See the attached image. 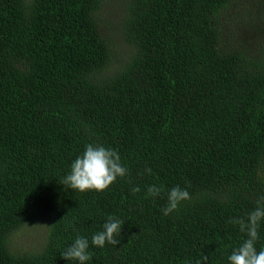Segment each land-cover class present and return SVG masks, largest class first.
<instances>
[{"label": "trees", "instance_id": "16d2710c", "mask_svg": "<svg viewBox=\"0 0 264 264\" xmlns=\"http://www.w3.org/2000/svg\"><path fill=\"white\" fill-rule=\"evenodd\" d=\"M106 1L0 0V264H77L61 253L78 235L87 264H229L246 235L228 221L264 195V68L223 42L231 0H119L132 53L115 65ZM88 143L128 175L102 192L61 184ZM177 185L191 198L165 216ZM109 215L120 243L91 246ZM34 224L42 247L14 251Z\"/></svg>", "mask_w": 264, "mask_h": 264}, {"label": "clouds", "instance_id": "9594fccd", "mask_svg": "<svg viewBox=\"0 0 264 264\" xmlns=\"http://www.w3.org/2000/svg\"><path fill=\"white\" fill-rule=\"evenodd\" d=\"M145 173L151 175L152 169L146 167ZM128 175V169L121 163L119 153L112 148H106L99 143H88L83 152L78 155L70 166L69 173L63 178L61 184L71 190L85 192H102L116 182L117 178ZM133 193L140 191L139 187H133ZM161 187L148 186L147 195L153 198L160 196ZM189 192L179 185L171 188L167 194V205L162 209L165 216L176 211L179 205L189 200ZM255 208L247 213L246 217L230 219L228 223L237 225L239 231L246 235V239L228 256L229 264H264V249L257 251L256 242L259 239V229L264 222V195L255 201ZM124 224L120 219L109 215L102 225V229L91 237V246L103 248L106 244L113 246L120 243L117 237L121 235ZM90 242L87 237L77 236L73 243L62 253L61 257L77 264H87L92 259L89 252ZM208 256H201L195 264H208Z\"/></svg>", "mask_w": 264, "mask_h": 264}, {"label": "rangeland", "instance_id": "374dc122", "mask_svg": "<svg viewBox=\"0 0 264 264\" xmlns=\"http://www.w3.org/2000/svg\"><path fill=\"white\" fill-rule=\"evenodd\" d=\"M118 2L107 0L99 14L100 33L110 43L115 65L129 59L132 53V46L121 32L124 14ZM228 7L217 21L224 34L223 42L230 49L242 52L252 64L264 68V0H231ZM112 75L109 71L99 78L105 80ZM45 238V228L34 224L24 233L14 235L11 247L14 251L31 253L42 247Z\"/></svg>", "mask_w": 264, "mask_h": 264}]
</instances>
